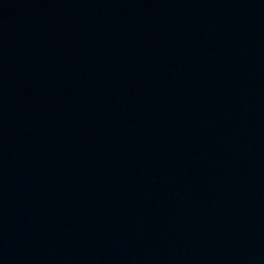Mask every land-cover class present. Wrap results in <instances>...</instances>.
Listing matches in <instances>:
<instances>
[{
	"label": "water",
	"instance_id": "water-1",
	"mask_svg": "<svg viewBox=\"0 0 264 264\" xmlns=\"http://www.w3.org/2000/svg\"><path fill=\"white\" fill-rule=\"evenodd\" d=\"M0 264H264V0H0Z\"/></svg>",
	"mask_w": 264,
	"mask_h": 264
}]
</instances>
